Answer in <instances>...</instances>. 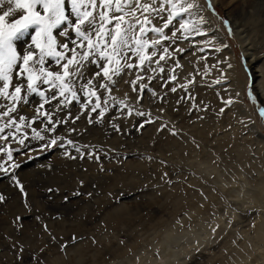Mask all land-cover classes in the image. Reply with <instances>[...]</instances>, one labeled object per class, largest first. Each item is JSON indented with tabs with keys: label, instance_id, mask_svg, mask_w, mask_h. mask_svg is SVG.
I'll list each match as a JSON object with an SVG mask.
<instances>
[{
	"label": "rangeland",
	"instance_id": "1",
	"mask_svg": "<svg viewBox=\"0 0 264 264\" xmlns=\"http://www.w3.org/2000/svg\"><path fill=\"white\" fill-rule=\"evenodd\" d=\"M198 3L203 9L202 15L210 21V24L204 25L205 28L210 29L208 35H192L187 40H177L171 46L170 51L180 47L185 49L183 54L175 53L174 58L168 59L167 63L161 61L165 72H148V76L155 78L150 83L147 79L141 82L148 84V87L152 88L157 95L152 96L146 89L141 103L135 107L151 112L153 118L162 116V120L145 124L143 129L138 130L139 124L144 122L145 117L137 116L133 112L131 117L125 118L120 109L114 107L105 116L104 123L100 125H88L84 117H81L76 125H72V127H78L82 134L73 133L70 138L78 144L95 145V149H85V151H97L106 169L105 172L99 171V165L94 159L89 160L85 157L83 160H66L62 155L63 148H53L43 155L32 152L31 155L38 156V159L31 161L19 153H14V159L21 164V167L15 170V174L30 194L32 209L29 211L24 208L22 194L14 186V182L10 181L8 176L0 174V193L7 197L6 201L0 204V264H35V256L44 257L46 264L64 263L61 259L60 262L57 261L59 257H63L65 262H68L67 264H91L96 250L109 252L105 260L110 257V254L112 260L107 264H116L124 257L113 261L116 247H112V244L116 242L118 246H124L127 242L126 237L130 240L128 243L133 242V233L125 232L128 228L139 230L137 235L141 236L143 241L148 239L155 241L163 238L164 231L169 227L177 232L194 229L203 233L213 224L215 218L219 217L222 219L220 223L222 226L218 224V228L226 227V232L239 229L251 233L261 222L260 217L255 220L256 215L252 214L258 209L256 210L251 205L243 206L241 201L236 199L237 190L235 188L230 186L228 189H223L222 186L228 183V180H237V176L231 172V161L226 157V149L220 146V141L223 135H227L243 142L244 139H248L247 131L250 126H255L257 133L264 138V118L259 115V109L264 106V100L261 99L257 89L259 79L255 78L259 75V72L255 73V70H258L259 65L264 64V28L262 26L253 27L254 25L247 20L253 15L252 11L247 13L244 8L242 11L239 8L238 15L234 14L233 18L237 17L238 24L243 25V29L252 32L250 42L242 47L241 39L235 33L233 20L227 16L221 5L211 0L215 12L219 14L218 18L208 9L206 0H198ZM258 18L264 20V14H260ZM223 20L229 22L233 35H229ZM154 23L162 24L163 21H154ZM165 31L170 35L171 26ZM214 31H218V40L210 37ZM180 35L181 33L178 32L177 36ZM209 39H213L216 44H227L229 47L217 52L211 45L205 43ZM30 42V36L17 42L18 50L22 51ZM164 43L169 42L164 41ZM250 47L249 52L245 50ZM252 53L260 59L257 65L249 62ZM201 57H206V59H201ZM174 59H179L183 67L175 70L177 80L170 81L168 77L172 73L169 70ZM223 59L228 60L234 67L227 69L226 64H220V68L226 69L227 82L222 85L212 84V81L220 75L212 65ZM153 67L156 66L153 65ZM94 71L95 66L89 65V72ZM206 71L207 75H205ZM193 77L195 83L190 85L187 91L180 87ZM131 78L134 77H124V79ZM173 86L177 88L176 92L171 91ZM125 92L130 97L129 102L134 103L137 94L132 92L129 84L121 80L119 91L113 94L123 99ZM239 93H241L242 103L237 106L236 95ZM249 94L255 97L256 103H253ZM229 98L233 103L231 106H226L222 101ZM38 104L39 98L32 96L29 105L25 106V111L33 115L32 109ZM193 104L197 107L193 108ZM222 107L225 108L224 113L218 114ZM205 108L207 111L201 110ZM160 109H163L162 113ZM77 111L78 106L73 105V115ZM246 111L250 116H243ZM113 122L119 125L120 132L114 131L111 126ZM64 127L62 125L58 132L67 136L68 133L64 131ZM173 127L178 130L179 138L171 135L169 129ZM158 129L162 130L158 131ZM193 138L200 145L199 149L191 143ZM37 143L34 141L33 146ZM12 147H18V145L14 144ZM253 155L254 153L252 157ZM149 157L152 159L149 160ZM201 162L209 163L208 165L212 168L206 167V164ZM243 163L244 166L241 169L245 170L248 168V162ZM49 164L51 170L47 167ZM164 173H167V177H164ZM245 174L256 186L259 176L255 173ZM80 181H83V185ZM167 181H171V184ZM49 188L53 191L48 192ZM248 189L253 190L254 188L248 186ZM201 191H204V194L210 198L204 201L200 195ZM210 191L212 194H209ZM192 196L203 200L205 204L208 203L206 206L210 209L204 222L200 215L198 217V212L192 211L188 205L192 201ZM184 199H186L185 202ZM178 200L181 201L177 202ZM259 212L263 214L264 211L260 209ZM170 213L173 216L175 214L176 217H172ZM17 215L22 217L20 223L23 224L19 231L13 225V220ZM235 215L237 217H234ZM37 216L42 217L43 221L48 224L52 237H55V242L52 237L43 232L42 224L36 219ZM166 219H168L167 222ZM174 219L184 222V227L181 228L176 223L177 220L174 222ZM154 222L157 223L154 224ZM251 224L256 226L253 227ZM142 229L145 230L141 231ZM115 234H118L119 241L113 239L110 243L108 240ZM5 236L10 237L11 240L5 239ZM73 237H75V242H73ZM223 239L220 237L212 244L201 245L177 264H221L217 258L212 256L214 248L220 246ZM121 241L124 243L121 244ZM60 244L68 245L67 255L60 252ZM13 245L16 246L13 247ZM20 245H23L24 251L20 254L21 259L17 260ZM45 245H47L46 248ZM141 246H143L142 242L132 250H128L126 256L132 257ZM249 247L253 255L247 254L251 256L249 260L252 262L258 252L253 250V247ZM42 248L44 252L40 251ZM152 253H155V250ZM244 253L246 255V252ZM77 257H81L82 262L77 261L75 259ZM244 261L242 264H246L247 261ZM97 263L96 261L94 264Z\"/></svg>",
	"mask_w": 264,
	"mask_h": 264
},
{
	"label": "snow or ice",
	"instance_id": "2",
	"mask_svg": "<svg viewBox=\"0 0 264 264\" xmlns=\"http://www.w3.org/2000/svg\"><path fill=\"white\" fill-rule=\"evenodd\" d=\"M206 3L213 15L219 18L211 0H206ZM202 12L198 0H0V174L14 182L22 194L25 209H32L30 194L15 174L21 164L14 159V153L31 161L38 159V156L31 155L32 152L43 155L53 148H63L62 155L66 160L94 159L99 171L105 172L97 151H85L95 149V145L78 144L70 138L73 133L82 134L78 127L72 125H76L81 117L88 125H100L114 107H118L125 118L131 117L133 112L145 117L138 130L143 129L145 124L162 120V116L153 118L151 112L135 107L141 103L146 89L152 96L157 95L148 84L141 82L147 79L150 83L155 78L148 76V72H165L161 61L167 63L175 53L183 54L185 49L180 47L170 51L177 40H187L192 35H208L210 29L204 25L210 24V21ZM223 23L229 35H233L229 22L223 20ZM170 26L169 35L165 30ZM178 32L180 36H177ZM29 36L31 42L22 51L18 50L17 42ZM205 43L217 52L229 47L227 44H216L213 39ZM154 57L157 58L154 60ZM220 64H226L227 69L234 67L226 59L212 65L220 73L212 84L227 82L226 69L220 68ZM89 65L95 66L94 72H89ZM182 67L179 59H174L169 70L172 73L168 77L170 81L177 80L175 70ZM125 76L134 78L124 79ZM121 80L137 94L134 103L129 102L127 92L123 99L113 94L119 91ZM194 83L193 77L180 87L187 91ZM171 91L176 92L177 88L173 86ZM249 95L256 103L255 97ZM32 96L39 98V104L33 107L34 114L28 115L25 106L29 105ZM222 102L226 106L233 103L231 98ZM73 105L78 106L75 115L72 113ZM192 107L197 106L193 104ZM201 110L207 111L206 108ZM160 111L162 113L163 109ZM224 111L222 107L218 114ZM259 115L264 118V106L260 107ZM62 125L67 136L58 132ZM111 126L114 131H121L115 122ZM164 126H167L166 122ZM169 131L179 138L175 127ZM34 141L38 142L36 146H33ZM191 143L200 148L194 138ZM14 144L18 147H12ZM47 167L51 170L50 164ZM167 182L171 184V181ZM80 183L83 185V181ZM47 191L52 192L53 189ZM200 195L208 199L204 192L201 191ZM6 199L0 193V204ZM36 219L42 224L43 232L52 237L51 229L42 217L37 216ZM21 220L19 215L13 220L18 231L23 227ZM176 223L184 227L180 219ZM252 226L255 227V224ZM212 231L215 233L216 228ZM5 239L11 240L8 236ZM52 240L55 242V237ZM67 247L60 244V252L67 255ZM23 251L24 247L20 245L17 260L21 259ZM40 251L44 252V248ZM34 260L35 264H46L42 256H35Z\"/></svg>",
	"mask_w": 264,
	"mask_h": 264
},
{
	"label": "bare ground",
	"instance_id": "3",
	"mask_svg": "<svg viewBox=\"0 0 264 264\" xmlns=\"http://www.w3.org/2000/svg\"><path fill=\"white\" fill-rule=\"evenodd\" d=\"M213 2L214 3L218 2L222 6V8L226 11L227 16L232 18V20L234 22L233 25H234L235 33L241 39V46L242 47H245V45H248V43L250 42V35L252 34V32H250L248 29H245V28L243 29L244 26L238 24L239 20L237 19V17L233 18L234 14L238 15L239 8H241L240 9L241 11H242V8H244V11H246L247 13H250V11H252L253 15L248 17L247 20L254 25L253 27L257 28V27L262 26V28H264V20H259L260 18H258V16L260 14H264V0H255V3H254V0H213ZM262 28H260V29H262ZM257 31H259V30L257 29ZM210 37L218 40V38H219L218 31L217 32L214 31ZM245 50H247L249 52V50H251V47H250V49L245 48ZM229 54H231V52H229ZM253 54L254 53H252V55L250 56L249 62L252 65L253 64L257 65V63L260 61V59L258 58V56H255ZM232 62H233V60H232ZM257 69L258 70H255V73L259 72V75L255 76L256 79L257 78L259 79L257 89L259 90L261 99L264 100V64L259 65ZM236 89H238V88H236ZM233 91H234V89L232 90V92ZM240 94L241 93L236 95L237 99H238V103H236L237 106H240V104L242 103ZM27 114L29 115V112H27ZM243 116H245V117L250 116V114L246 111ZM247 132H248V135H247L248 139L243 138L244 139L243 142H241V140H239L240 141L239 142L236 140V138L231 137V136H227V135H223V137L221 138L220 146L223 149H226V152H225V153H227L226 157L229 158V160L231 161L230 162L231 167H232L231 172H233L234 175L237 176V180L230 179V180H228V183H225L223 186L222 185L221 186L223 187V189H228L230 186L235 188L237 190L236 191L237 195L235 197H236V199H239L241 201V205H243V206L251 205L256 210L258 209V211H254L252 214L256 215V217H254L255 220H258V218L260 217L261 222H259L257 226L255 225L256 228L253 229V231L251 233H247L246 231L239 230V229L233 230L232 232H226L225 231L226 227H224V228L223 227H221V228L216 227L218 224H220L222 222V219L219 216H218L219 218H215L213 224L209 228H206V230H204L205 228L204 229L201 228L202 230H204L203 233H202V231L199 233L194 229L188 230V231H183V232H181L179 230L180 232H177L176 230H173L174 228L171 229L172 227L171 228L169 227V229H166L164 231L163 238H160V240H155V241L148 239V240H144L145 241L144 242L142 237L137 235V232L139 230H137L135 228H133V229L128 228L125 232L128 233L129 231H131L133 233V235H132L133 242L128 243L130 240H128V237H126L127 242L124 243V246L123 245L118 246L116 242H115V244H112L113 245L112 247H116L114 250L113 261L120 260V257L123 256L124 259H121V261L119 263H116V264H177L178 262L187 258L194 250L201 247V245L212 244L213 242H216L220 237H223L224 239L222 240L220 246L214 248V255L212 256L213 258H217L221 264H242V262L245 259L247 261V262L244 261V262H246V264L248 263V261H249V264H264V212H263V214L259 212L260 209L264 211V138L262 137V135H259L257 133V129L255 126H250V128L248 129ZM233 133H235V132H233ZM241 136L244 137V135H241ZM252 153H254L253 157H252ZM234 162H236V163H234ZM243 162H248L247 163L248 168H245V170L241 171V167L244 166ZM203 163H205V162H203ZM205 164H206V167L207 166H208V168L210 167L208 165L209 163H205ZM210 168H212V167H210ZM245 173H247V174L255 173L259 176L260 180L256 178L258 180L256 186L253 185L252 180ZM230 178H232V177L230 176ZM248 186H250L254 189L253 190L248 189ZM211 191H212V189H211ZM210 192H209V194H212V192L211 193ZM256 192H260V193L257 194ZM189 193L191 194V192H189ZM215 193L216 192H214V194ZM190 194H189V198H190ZM195 196H196V193H195ZM195 196L191 197L192 201L190 200L191 202H189L188 205H189L190 209H192V211L198 212V217L200 215L201 216L200 218L203 221L204 218L207 217V212L210 208L208 209L207 208L208 206H206V204H208V203L205 204L203 202V200L197 199L198 197L195 198ZM181 197H180V199H181ZM186 197L188 198V194L186 195ZM186 197H184V198H186ZM208 198H210V197H208ZM175 199H177V198L175 197ZM182 199H183V197H182ZM179 201H181V200H178L177 202H179ZM185 201H186V199H184V202ZM187 201H189V199ZM204 201H205V199H204ZM174 202L176 203V201H174ZM175 203H174V205H176ZM201 204H203L204 206L200 207ZM179 206H181V205H179ZM184 206L186 207V204H184ZM181 208H182V206H181ZM179 209H180V207H179ZM180 211H182V210H180ZM186 211H188V209ZM174 212H172V214ZM177 213H179V212H177ZM192 215H194V214H192ZM172 217L175 218L176 217L175 214H174V216L172 215ZM178 217H180V216H178ZM234 217H237V216L235 215ZM120 218H121V216H120ZM116 220H117V218H116ZM167 220L168 219H166L165 221L167 222ZM176 220L174 219V222ZM160 221H158V222H160ZM155 223H157V222H154V224ZM145 225H147V224H145ZM202 225H204V223H202ZM165 227H167V226H165ZM153 228H152V230H153ZM213 228H216L215 233H213V231H212ZM144 230L145 229H142L141 231H144ZM121 231H123V229ZM117 236H118V234H115L108 241L111 243L112 240L114 239L118 242L119 240L117 239ZM122 237H124V236H122ZM141 242L143 243V246H141V248L137 252H135L132 257H127L126 252L130 249L132 250L133 247L141 244ZM233 242H235V243H233ZM249 246L253 247L254 248L253 250L258 252V254L254 257L255 258L254 261H252V262H250V260H249L250 259L249 257H251V256H248V254H247V253H250V255H253ZM153 250H155V253H152ZM244 252H246V255H244L245 254ZM108 253L109 252H106V251L102 252L100 250H96V252L94 253L95 258L91 262V264H94L96 261L98 262L97 264L109 263L108 261L112 260L111 254H110V257H108V259L105 260L106 257L108 256ZM80 256H84V255L80 254ZM181 256H184V257L181 258ZM60 259L64 262L62 264L68 263V262H65L66 260L63 257L57 258V261H59ZM75 259L77 261L82 262L81 257H79V258L77 257ZM210 262H211V260H210Z\"/></svg>",
	"mask_w": 264,
	"mask_h": 264
}]
</instances>
